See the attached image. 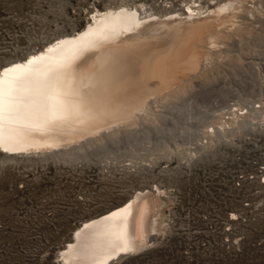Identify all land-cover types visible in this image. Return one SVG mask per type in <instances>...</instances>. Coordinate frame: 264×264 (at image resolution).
Segmentation results:
<instances>
[{"label": "bare ground", "instance_id": "6f19581e", "mask_svg": "<svg viewBox=\"0 0 264 264\" xmlns=\"http://www.w3.org/2000/svg\"><path fill=\"white\" fill-rule=\"evenodd\" d=\"M163 8L159 12L132 0L93 10L84 26L4 62V162L72 161L125 144L118 163L129 174L143 165L136 152L159 137L175 148L157 146L154 164L159 159L170 164L176 153L181 165H189L227 140L225 129L233 130L241 120L259 124L254 121L263 110L248 108L251 97L236 96V82L251 69L258 82L264 78V0H183L182 6L164 3ZM130 145L134 159L126 156ZM164 176L172 180L175 173ZM163 195L156 186L137 187L80 226L57 263L113 264L138 253L161 229Z\"/></svg>", "mask_w": 264, "mask_h": 264}, {"label": "rangeland", "instance_id": "374dc122", "mask_svg": "<svg viewBox=\"0 0 264 264\" xmlns=\"http://www.w3.org/2000/svg\"><path fill=\"white\" fill-rule=\"evenodd\" d=\"M130 3L132 0H0V67L10 59L43 46L46 41L56 37L55 35L62 31H72L77 25L84 26L93 10H103L106 7H118ZM141 3L153 6L155 10L161 12L164 9V3H172L179 7L183 5V0H137L138 5ZM254 70L251 69L249 74L242 73L247 79L246 81H243L244 78L239 80L241 83L236 82V96L241 93L245 98L251 97L252 99L260 95L257 92L252 93L256 90L255 84L258 82V75ZM223 82L225 83L224 79ZM261 113L264 115V109ZM255 115L256 113L247 119L252 120ZM246 121L241 120L242 123L233 130L225 129V133L229 136L225 137L227 140L224 141L223 138L219 143L231 145L240 131L245 132L242 129L243 126L251 128L247 125L249 121ZM195 136L194 133L190 135L191 143H195ZM159 140L160 142L154 140L153 143H144L142 150L137 151L136 149V154H142L143 165L131 170L129 174L124 172L118 163L124 158L122 152L125 150V144H115L104 149L97 148L96 152H88L85 157L72 161L48 159L13 165L14 163L4 162L0 155V221L10 227L22 224L29 233L32 230L41 231L43 264H53L55 260L58 264L60 253L69 244V239L88 219H94L92 217L100 215L97 213H101L106 207L118 204L128 193L141 185L156 186L163 191V201L167 208L169 202L166 198L167 192L163 187L175 186L184 191L185 172L205 163L204 157L209 151H218V146L208 148L199 157L197 155V159H192L189 165H181V157L176 153L172 156L170 164L165 159H159L154 164L152 158H154L153 153L157 146H164L168 143L172 149L175 148L173 141L169 143L162 137H159ZM129 147L131 148H127L126 156L134 159V145ZM190 147L194 146L190 144ZM110 149L111 152H106ZM108 155L112 157V161ZM106 160L111 162L110 165ZM167 171L175 173L172 180L164 176ZM23 178L29 182L25 192L8 190L9 185L14 184L15 181L20 182ZM3 190L18 196L16 200H20L19 198L23 195L27 196L23 203L29 206L32 202L34 208L35 206L42 207V214H19V218L23 219L20 224L14 219L16 214L6 212V207L12 203V198L9 200ZM39 199L42 204L38 202ZM37 210L40 209L37 208ZM133 255L135 254L125 257ZM115 263L116 261L113 264ZM256 264H264V261Z\"/></svg>", "mask_w": 264, "mask_h": 264}, {"label": "built area", "instance_id": "2783aa9c", "mask_svg": "<svg viewBox=\"0 0 264 264\" xmlns=\"http://www.w3.org/2000/svg\"><path fill=\"white\" fill-rule=\"evenodd\" d=\"M255 89L262 98L252 97L248 108L263 110L264 78ZM254 122L259 124L252 126L250 133L243 132L231 145L219 143L218 151H209L204 157L205 163L188 169L184 191L175 186L163 187L169 205L162 214L160 231L151 233L144 249L115 264L264 261V116ZM28 183L23 178L9 185L8 190L25 192ZM12 192L3 190L9 200L12 198L6 212L16 214L18 222L23 220L19 214H42V207L34 208L30 201L29 206L25 205L27 196L16 200L18 196ZM38 202L42 204L40 199ZM43 263L41 231L29 233L22 224L10 227L0 221V264Z\"/></svg>", "mask_w": 264, "mask_h": 264}, {"label": "snow or ice", "instance_id": "6c2138e0", "mask_svg": "<svg viewBox=\"0 0 264 264\" xmlns=\"http://www.w3.org/2000/svg\"><path fill=\"white\" fill-rule=\"evenodd\" d=\"M13 67H15V68H19L20 65H14ZM5 71H12V68H7V69H5Z\"/></svg>", "mask_w": 264, "mask_h": 264}]
</instances>
